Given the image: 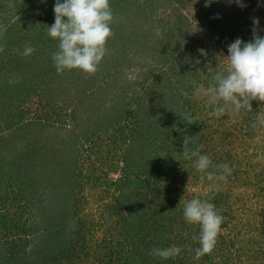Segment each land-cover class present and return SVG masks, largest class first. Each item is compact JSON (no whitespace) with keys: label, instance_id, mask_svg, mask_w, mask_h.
I'll list each match as a JSON object with an SVG mask.
<instances>
[{"label":"rangeland","instance_id":"374dc122","mask_svg":"<svg viewBox=\"0 0 264 264\" xmlns=\"http://www.w3.org/2000/svg\"><path fill=\"white\" fill-rule=\"evenodd\" d=\"M0 1L5 10V16L0 10V17L4 18V21L10 20L9 25L23 18L21 23L13 25L15 38L13 44L9 46L10 50L5 52L0 48V60L4 67L9 69L7 78L4 79L9 83L20 82L24 76L13 74L14 65H7V60H11L10 56L20 57L25 47H32L35 51L34 45L38 37L40 39L45 35V40L47 39L44 54H37L35 60H32L34 63L25 57L21 69L26 77L33 73L35 82L39 80L38 84L34 83L36 89L28 93L31 86L26 82L21 93L12 96L8 94L5 100L0 99L4 103L0 107L2 137L0 156L9 153L8 147L13 145L16 146L15 149H20L22 155L31 157L34 152H40L42 143L46 141L47 147L43 152L51 154L52 157L61 156L65 162L63 163L65 171L77 176V183H82L74 185L72 182L74 186L69 185L67 188H63L62 185L58 193L46 198L35 195L32 201L38 199L39 202L30 203H38L39 210L31 207L32 213L27 215L28 205L25 203L24 187L18 188L20 186L12 183L8 177L0 180V215L2 212L13 213L18 223L22 222L23 225L25 223L24 238L30 242L18 244L23 247L26 254L36 246L41 249L39 240H34V237L39 233L56 229V217L52 216L44 223H40V216L44 215L41 207L45 208V215L46 210L47 213L51 210L65 212L64 207H71L67 209L69 214L64 222L71 221L72 225L82 220L84 229L88 230L82 232L84 239L88 241L87 249L90 248L88 253L93 257L89 264H104L108 261L109 264H117L115 251L126 247V234L137 233L138 230L127 228V221L124 218L126 216L121 217L126 207L121 201L128 203L129 200H133L134 196L130 197L132 188L124 187L119 190L116 186L110 185V182L121 177L133 179L146 175L147 169H150L156 160L153 153L165 156V159L161 160L162 164L166 163L176 168L164 182L165 187L169 186L172 191L176 189L174 194L169 195L172 196L170 198L172 206L179 197L180 203L185 204L192 198L208 193L210 190L208 184H205L208 181L204 179L195 181L197 178L191 176L195 169L189 159L184 157L183 162L179 164L180 160L176 153L167 154L168 147L164 150L160 148L161 143L167 140L165 136L159 139L157 135L161 132V125H165L164 119L170 110L169 115L174 122L185 119L191 122L208 120L207 128L191 138V143L196 144V151L202 154L218 158L220 152L222 156L227 157H225L227 164H234L235 160L242 159V148L238 145L240 140L242 143L243 141L250 143L248 149L250 153L256 152V149L260 150L257 145H262L261 138L256 136L254 140L247 141L243 136L245 129L241 127L240 120L248 116L247 111L231 115L233 112L229 107L223 116L213 115V105L208 102L207 88L211 77L227 67L225 58L228 54L227 46L237 38L244 42L252 39L254 16L259 21L256 31L264 36V0H242L243 7L235 3L228 12L236 20L230 22L228 28L231 34L223 39L206 26L211 15L208 13L209 10H206L210 6H205L206 0H118L116 6L111 2L110 7L114 16L111 24L112 35L107 41L106 54L99 63L100 66H97V71L86 74L73 70L74 74H70L71 71L66 70L61 73L62 75L57 74L55 68L47 63L56 46L55 40L44 32V29L47 31V26H50L47 24L45 27V21H52L54 18L55 0H24L22 9L18 10L13 5L14 1H20ZM217 8L214 11L221 12ZM200 9L204 11H199ZM26 12H29V21L32 24H28ZM236 21L240 26H236ZM41 25H44L43 30L40 29ZM5 27L7 28L8 24L2 25L0 35ZM31 30H35L37 34H32ZM226 34L225 32L222 35ZM0 39L6 44L9 41ZM33 55L34 52L28 57L31 58ZM27 60L29 62H26ZM24 67L28 70L23 69ZM79 75L83 77L82 82L84 77L91 78L92 82L85 81L83 84L79 82L75 85L71 83V79ZM142 92L146 95L142 96ZM0 96L5 97V94L1 92ZM11 98L13 103L10 105ZM170 99L175 103L170 102ZM262 103L263 101L259 100L250 102L253 105ZM17 114L22 117L19 122L15 117ZM106 120L111 121L112 128L110 122L107 123ZM35 122L42 123L41 130H36L38 126ZM26 124H32L29 131L25 127L22 130L18 129L20 125ZM108 125L110 127H107ZM117 126L122 129L120 134L114 133ZM14 130L17 132L14 133ZM162 130L164 133L165 130ZM55 132L58 133L56 134L58 142L57 139H53L49 144V139ZM261 133L262 131L257 135ZM112 134H117L115 140L109 138ZM119 135L125 139L119 140L117 138ZM16 136L20 140L24 138V141H16ZM152 137H156V140L152 148L145 153L146 156L143 154V147L138 145L149 144ZM224 140L230 141L231 146H223L221 142ZM214 149H217L216 156L213 153ZM12 152L13 150L9 153L10 157H13ZM139 157L142 163L137 168ZM126 158L127 164L123 160ZM257 171L258 168L255 171L251 170L250 177L246 176L247 178L240 174L237 178H232L231 187L234 185V191L230 197L238 199V202L233 201L232 209L223 220L229 221L232 215L235 218L239 216L245 218L248 213L252 215L253 212L258 213L264 209V201L250 197L254 190L259 193L260 188L264 187V179L259 180L260 177L264 178V174L258 177V181L254 178ZM160 194L167 198L163 190ZM261 195L264 196V192H261ZM244 200L248 212L242 206ZM63 201L65 205H62ZM143 204L148 207L151 203L148 205L145 201ZM178 209L179 207L175 211H179ZM226 210L228 213V209ZM150 214L149 212L148 215ZM180 217H183V212ZM250 219L252 220L251 217ZM7 220L5 221L9 223ZM6 229L17 232V228L12 226ZM222 231L221 233L224 232ZM64 232L71 237L69 230Z\"/></svg>","mask_w":264,"mask_h":264},{"label":"trees","instance_id":"16d2710c","mask_svg":"<svg viewBox=\"0 0 264 264\" xmlns=\"http://www.w3.org/2000/svg\"><path fill=\"white\" fill-rule=\"evenodd\" d=\"M18 1L20 2L14 1L15 5H13L16 10L22 9V6L24 5V0ZM111 2L114 4V6H116L118 0H110V3ZM234 4V0H215L212 1L210 6L206 9L209 10V15L211 14L208 17V21L206 23L207 28H209V30L213 33H216V35H219L222 39L227 38V36L231 34L228 27L230 26V22L236 20V18H234L232 14L229 13L232 10ZM3 6L4 5L2 1H0V10L2 11V14H4L3 16H5V10L3 9ZM216 7H218L221 12H215L214 10ZM199 11H204V9H200ZM25 16L27 18L28 24H32L29 21V12H26ZM254 19L255 16L253 20ZM0 21L2 22L0 23V28L3 24H8V27L3 28L2 34L0 35V38H4V40L9 39L7 44L1 42L3 39H0V48H2V50H4L5 52H8L10 50L9 46L11 43L13 44L12 41L15 38V32L12 31L13 25L14 23H21L23 21V18L20 20H15V22L11 23L10 25L8 22L10 20L4 21V18L2 19L0 17ZM53 23L54 18H52V21H45V27L47 24L51 26ZM23 24L25 25L26 22H24ZM235 24L236 26H240V23L238 21H236ZM32 26L34 27L35 25ZM43 27L44 25H41L40 29L43 30ZM41 32L43 33V31H40V33ZM44 32L47 33L46 29H44ZM225 32L227 34L222 35ZM31 33L34 35L37 34L35 30H31ZM45 41H47V39L45 40V35L41 36L40 39L39 37L36 39L34 45V48L36 50L34 51V55L31 56V58L26 57L29 58L30 62L34 63V61L32 60H35L36 56H38L37 54H44V50L46 49ZM51 42L53 43V40H51ZM54 44V46H56L57 48L56 41H54ZM56 48H53L54 50L52 51V54L56 51ZM51 56L48 58L47 63L53 66ZM12 57L10 56L11 60L13 59L12 61L9 59L7 60V65L13 64L14 66H16L17 68H15L14 66L12 68L13 74H16L19 77L23 75L24 77H22L21 79L17 77L20 79V82L18 83L17 81L15 83H9L7 79H4L9 69L7 70V67H4V63H2L0 60V93L2 92L5 94V97L0 96V99L3 100L6 99L8 94L12 96L13 94L21 93L26 82L29 83V86H31L28 90V93H32L31 91H34L36 89L34 83L38 84L39 82V80L35 82V77L33 73L26 77L25 72L21 71L25 60L24 56L22 57V55H20V57ZM15 58L16 60L14 61ZM36 60L40 61V59ZM26 62L29 61L27 60ZM23 69L28 70L26 67H24ZM51 69L52 67L50 68V70ZM70 74H74L73 70H71ZM82 78L83 77L81 75L75 76L74 79H71V83L75 85L79 82L83 84V82L85 81H91V78L84 77V80L82 82ZM80 89L82 90V86L80 87ZM145 95L146 94L142 92V96ZM170 102L175 103L172 101V99H170ZM11 103H13L12 98L10 100V105ZM0 104V107L4 105V103H2L1 101ZM146 108L148 109L149 107ZM241 109L242 110L240 111H247L248 113L247 117H244L240 120L241 127L245 129L243 136L246 138L247 141L254 140V137L256 136L261 138L262 142L260 144L262 145H257L258 147H260V150L256 149V152L250 153L248 150L250 148V143H245V141H243L242 143V140H240L238 145L242 148V159H239L238 161L235 160L234 164H228L229 167L232 168L231 175L228 176L225 182L220 183L218 190H210L203 196L201 195L197 197L198 199L208 200L209 202L213 203L218 214H220L222 217H226L227 214H229V210H231L232 205H234L233 201L238 202V199H233L230 197V195L234 191V185L232 186L233 188L231 187V183L233 180L232 178H237L239 174L244 175L245 178H247L246 176L250 177V171H255L256 168L259 169V171L255 172L256 177H254L257 181L258 177L264 174V101L260 105L251 104V108L244 107ZM110 110L111 108H109L108 111ZM168 112L170 113L171 110ZM169 113L166 114V117L164 119L165 125H161V132L157 136L159 139L163 138L162 136H165L164 138L167 141L162 142V146L160 148H163L162 150H164L165 147H168V149L166 150L167 154L169 152L172 154L176 153V157H178V159L180 160L179 164H181L185 157L183 151L184 138L187 137L191 139L192 137H195L199 133V131L206 129V123L208 122V120L203 119L199 122H191V120L185 119L181 122H174ZM230 114L235 115L236 113ZM15 117L18 118L17 122L21 121L22 119V117L18 114ZM106 122H110L111 127L109 125L107 127L112 128L111 121L106 120ZM35 124L36 126H38L36 130L42 129L43 125H40L42 124L41 122H35ZM200 124L204 125L198 126ZM30 125L32 124L20 125L18 129L22 130V128L25 127L29 131V128H32V126ZM162 129L165 130L164 133L166 134L162 133ZM33 130L35 129L33 128ZM120 131H122L121 127L117 126V129L114 131V133L118 132L120 134ZM260 131H262V133L260 135H257ZM16 132L17 130H14V133ZM56 134L58 133L55 132L54 135L49 139V144L51 140L57 139ZM116 136L117 134H112L109 136V138L115 140ZM117 138L119 140L125 139L122 135H119V137ZM1 139L2 137H0V142ZM15 140L24 141V138L20 140V138L16 136ZM155 140L156 137H152L149 144L145 143L144 145H138L140 147H143V154H145L150 148H152ZM178 142L179 144H177ZM163 143L166 144L164 145ZM221 143L223 146H231L232 144L230 141L227 140H224ZM15 147H13V145L8 147L10 148L8 149L9 153H11V151L13 150V157H10L9 153H4L0 156V180L4 179V177H8L7 179L11 180L12 183H16L18 186H20H17L18 188L22 189V187H24V194H26L25 203L27 202L28 205L27 215H30L32 213L30 212L31 207H36V209H38V203H30V201H32L35 195H37L39 198H46L47 196L58 193V190L59 188H62V185L63 188H67L69 185L74 186L75 184H82L76 182L78 178L77 176H74L71 173L69 174V171H65V164H63L65 162L63 161V159L60 158L61 156H53V158L51 154L49 155L46 152H43L44 149L47 147L46 141L42 143L40 152H34L31 157L22 155L19 151L20 149H15ZM188 147L190 150H196V144H192L191 141ZM213 153L214 156H216L217 149H214ZM162 154L164 153L162 152ZM219 154L220 155L218 156V158L210 157L213 164H227V162L225 161L226 156H222L220 152ZM145 155L147 156V154ZM258 155L262 157L259 161L256 159ZM153 157L156 158V160L150 166V169H147V173L145 172L146 175L142 177L137 176L133 179L129 177H121L120 179L110 182V185L116 186L119 190H122L124 187L132 188L130 197L134 196L133 200H129L128 203H126L125 201H121V204L125 203L126 205L125 211L121 214V217L123 218V215L126 216L124 218H126L125 220L127 221V228H133V230H138L137 233L134 232L133 234H126V247L124 246L118 249V251H115V260L117 264H258L261 261V264H264V209H262V211H259L258 213L253 212L252 215L248 213L247 215H245V218L243 216L235 218V216L232 215L230 216L232 218H230L229 221L223 220L220 230H223L224 232L222 231L223 233H221V231H219L213 250L203 255L198 260L194 259V250L199 247V244L197 241H194L192 237L198 236L199 226L189 225L184 221L183 217H180L183 212L182 207L184 206V202L180 203L179 197L176 199L177 202L175 204L173 203L174 205L172 206V201L170 199L172 196L169 197V195L174 194L176 189L172 191V189H169V186L165 187L166 185H164V182L167 181L166 179L169 177L170 172H173L174 170L176 171V168L175 166H168L166 165V163L162 164L161 160L165 159V156L163 157V155L160 156L159 154L153 153ZM230 157L232 158V156ZM140 158L141 157H139L138 160ZM123 160L127 164V158ZM138 163L139 164L137 165V168L142 162L140 161ZM134 169L136 168L134 167ZM195 171L196 170L193 171L194 174L191 173V176L197 178L195 179V181L202 179L203 174L198 173L197 171L195 173ZM78 176H80V174ZM262 179L264 178L260 177L259 180L261 181ZM72 182L74 183V185L72 184ZM205 184L207 185L208 182H206ZM161 190H163L167 198L170 200H168L166 197L160 196ZM261 192H264V187L260 188L259 193L254 190V192L250 194V197H254L257 201L261 200L263 202L264 196L261 195ZM122 196L123 195H121V197ZM145 201L148 202V205L149 203L151 204L146 207L143 204ZM32 202L36 203L39 201L38 199H34ZM62 205H65V203ZM242 206L246 210L245 200L243 201ZM178 207L179 211H175ZM69 208L71 207H64L65 212H61L60 210H51V212L47 213L46 210L45 215V208L41 207L44 215L40 216V223H44L45 220H48L52 216L56 217V229L50 230L49 232H43V234L39 233L37 237H34V240H39L41 244V249L39 246H36V248L38 249L32 248L27 254L25 253L23 247L18 244L30 242L29 240H26L24 238V235L26 234L25 230H23L26 228V226H24L25 223L24 225L22 224V222L18 223V221L14 219L13 213L2 212V215H0V264L91 263L90 260L93 259V257L88 253V251H90V248L87 249L88 241L86 240V238L84 239L82 232L88 230L84 229V224H82V220H79L78 222L76 221L72 225H70L72 223L71 221H68V223L64 222L67 219V214H69V210L67 211V209ZM226 209H228V213H226ZM149 212L151 213L150 215H148ZM164 212L166 214H164ZM230 214H232V212ZM157 215H159V217L155 218L154 216ZM250 217L252 218V220L250 219ZM6 219H8L7 221L9 223L5 221ZM69 225L70 228L68 227ZM11 226L17 228L16 233L11 232L10 229H6L7 227ZM64 230H69L70 233H68L71 237L66 235ZM56 245L60 247H56ZM172 245H176L181 248L180 254L173 258L162 260L159 257H154L149 254L153 247L166 248ZM30 255L32 256V258H29ZM109 263L110 261L104 264Z\"/></svg>","mask_w":264,"mask_h":264},{"label":"clouds","instance_id":"9594fccd","mask_svg":"<svg viewBox=\"0 0 264 264\" xmlns=\"http://www.w3.org/2000/svg\"><path fill=\"white\" fill-rule=\"evenodd\" d=\"M212 0H206L208 7ZM243 7L242 0H234ZM54 23L47 26V35L57 42L51 59L57 74L68 70H79L92 74L106 54V44L112 35L114 20L110 0H55ZM258 19L253 20L252 39L244 42L235 39L227 46V67L211 77L207 88L208 102L213 105V115L221 117L231 108L238 113L241 108H251L253 100L264 101V36L257 33ZM32 47H25L22 55L30 56ZM191 139L183 141L184 155L192 163L202 179H206L209 190H218L232 173L228 164L214 165L210 156L190 150ZM259 155L256 159L259 161ZM212 169V170H210ZM183 218L189 225H198V236L192 239L199 247L194 259L211 252L215 246L223 217L215 205L208 200L192 198L183 206ZM181 248L172 245L166 248L153 247L150 255L167 260L179 255Z\"/></svg>","mask_w":264,"mask_h":264}]
</instances>
